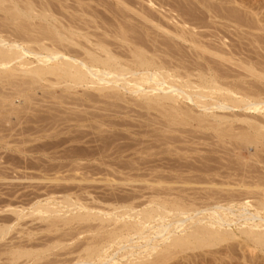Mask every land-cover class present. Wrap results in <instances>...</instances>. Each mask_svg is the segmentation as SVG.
I'll use <instances>...</instances> for the list:
<instances>
[{
	"label": "rangeland",
	"instance_id": "1",
	"mask_svg": "<svg viewBox=\"0 0 264 264\" xmlns=\"http://www.w3.org/2000/svg\"><path fill=\"white\" fill-rule=\"evenodd\" d=\"M5 1H4V4H2V7H0L1 8L0 9V27H3L2 29L0 28V30H1L0 36H3V35L5 36L8 34L7 35L8 37L7 36L4 37L6 39H9V37L14 39V38H17L20 34H21L20 36L23 35L21 28H15L14 24L12 23V19H13V21H15V20L21 21V25H22L21 27H24V28L30 27L33 25L36 27L38 25V23L44 24V25L47 24L46 26H51V25L53 26L54 25V26H57L58 28H61L62 30L65 29V30H63V32L65 31L66 35H69L72 32H74V33L77 32L76 34H74V33L71 34V37L74 38L73 43L79 42L83 46L86 45L85 47H88V48L94 49L95 47L93 46V44H95L96 41H98L100 38H102V40L108 41L107 43L109 44V47L112 49V51L115 50L117 52L116 54H118V55L122 54L124 57L122 55H120V56H122L121 58H123V59H127V57L129 56L128 51L130 50L131 46L133 48L135 46L140 45L144 48L146 47L148 50L150 49L149 50L150 52L151 51L153 52L152 49H156L158 55L161 58L170 61V63L172 61L173 63H171V64L173 66H175V64L178 65L177 66L178 68H175V70L173 69L175 72L173 70L172 71L174 73H178V71H179L178 74H180V75L182 72L181 76H184L183 75L184 72H185L184 74H190L192 72H193V74H195V73H198V71H200L201 68H203L204 66H213V67H217V69L221 72H224V71H225L224 73L227 72V74H229L231 76L233 74L234 75L237 74L233 77H235L236 79H238V77H239L240 80L242 78V80H241L242 82H240V84H241V87L244 86V87H242L244 89L249 88V91H250V89L254 90L253 91L254 93L257 92V90H259V91L264 90L263 89L264 88V79L262 78L263 77L262 71H264V64H263L264 63V60H263L264 59V0H228V1L223 0V2L221 0H208V1H210V3H212V4H210V5H213V6H211L212 8H214V6H215L216 9H218V10L212 9L215 13L220 14V12H218V11H221V13H222L221 15L225 14L226 17L229 16L227 18H229L233 21L228 20L226 18H222V19L221 18H218V19L217 18H215V19L210 18L209 14H211V13L204 10V8L201 6V3L199 2V0H191V1L190 0H183V1L182 0H5ZM148 1H150V3ZM25 2H26V4L30 5L29 6L30 8H32V10H31L32 12L30 11L29 14L26 13V15H27V16L25 15L26 17L25 16L20 17V15H19V16H16V18L18 17L16 19L15 17L12 18V16H10L8 13H5L6 9H4V8L12 7L13 5L14 6L16 5V7H18V9H21V11L19 10L20 13L25 12V9H23L24 6H26ZM199 3H200V5H198ZM196 4H197V6H196ZM159 7L163 10V12L160 11ZM170 8L172 9V11ZM186 9H194L195 18L193 19L191 17L190 19H191V21H194L196 24H194V25L189 24V25L190 26H196L197 31H203L205 33H210V32L213 33L214 32L213 34H216L215 35L216 37L215 36H212V37L209 36L208 37L212 46H217V47H220L221 49L223 47V50L227 52L226 55L232 56L234 59H232V57H229V60L226 61V60H223L220 58H215V57L213 58L212 57V59H213V61H212V59H210L208 54H204V55H206L205 56L206 59L204 58V60H203V58H200V57L196 58V55L193 52L194 50L189 43L183 42V41H180L177 39H175V41H174V37L171 36L170 33L163 32V31H161V29L159 27H157V25L159 26V24H160V25L167 27L168 29H171V30L174 29L175 27H174V24L172 21L173 20L176 21V20L180 19L181 18L180 15H184L183 12ZM198 9H200V10H198ZM168 10L170 13L168 12ZM231 10L234 12H231ZM185 17L189 18L187 16H185ZM170 18L173 20H171ZM211 20H215V22H213ZM234 20H236V21L234 22ZM40 21H42V22H40ZM36 22H38V23H36ZM241 23H243V24H241ZM248 23H250L251 25H249ZM1 24H2V26H1ZM81 24H83V25H81ZM198 25H209V26L208 27H205V26L200 27ZM245 25H246V27H245ZM82 26L85 28L83 29ZM88 26H91V27L89 28ZM80 28H82L83 30ZM216 28H218V30ZM5 29H7L8 31ZM15 29H17V30H15ZM72 29H74V30H72ZM200 29H203V30H200ZM213 30H215L216 32ZM80 31H81V33H80ZM92 32L93 33L96 32V33L93 34ZM253 32L255 33V35ZM257 33H258V35H257ZM82 34L89 37V39H88L89 42H87V40L84 39V37H82L83 36ZM121 34L123 35L122 37H121ZM14 35H16V37ZM92 35H94L95 37ZM118 35L120 37H118ZM217 35H219V36H217ZM90 37H91V39H90ZM164 37H165V39H164ZM81 38H83V40ZM122 38H127V39H122ZM12 39H10V40H12ZM79 39H80V41H79ZM220 39H221V41H220ZM75 40H77V41H75ZM94 40H95V42H94ZM131 40H133V42ZM45 42L50 44L49 41H45ZM129 42H130V44H129ZM126 43H127V45L128 44L129 45L127 46ZM135 43H137V44H135ZM87 45H89V46H87ZM29 46H34V44H31V45L29 44ZM57 48L61 51L64 50L66 52L65 53L63 51L65 54H67V52H69L68 56L66 55L67 57H69L70 53L71 54L73 53L72 55L75 56L76 51H78V52L81 51L80 53H82V49L78 46H74L73 44H66L64 46L59 45ZM189 48L191 49V51ZM159 50H160V52H158ZM115 51H113V52H115ZM228 52H229V54H228ZM71 54H70V56H71ZM232 54H234V55H232ZM207 57L209 60L207 59ZM226 57H228V56H226ZM29 58L31 61L34 60V58L32 56H28V59ZM128 58H130V57H128ZM206 60H208V61H206ZM210 60L212 62H209ZM237 60H239V61L236 64L239 66H236V64L234 62V61L237 62ZM246 60L248 62H251L250 64H252V65H249ZM218 61H220V62H218ZM231 61H233V62H231ZM243 61L244 62L246 61V62L243 63ZM15 64L17 65V63H15ZM253 64H254V67L257 68V70H256V68H254L255 70L253 69ZM214 65H216V66H214ZM179 67H180V69H179ZM181 67H182V69H181ZM190 67H191V70H190ZM198 67L200 70L197 69ZM235 67H237V68H235ZM239 67H242L244 70H242V68H239ZM231 69H232V71H231ZM236 69L237 70L241 69V70L237 71ZM14 70H16L17 72H14ZM14 70L9 71L10 73L7 74V75H10V77L7 76L6 74H5L6 75L5 76L3 73V75L5 77H7L8 79L7 78L4 79L3 75H2L3 77L1 78V79H3L2 80L3 82H1V79H0V84L2 85V86L0 85V93H1V95H0V218H5L4 220L0 219V221L2 220L0 222L1 228L3 227L0 231V237H2V238H0V247H1V249H0L1 250L0 251V255H1L0 256L1 257L0 258V264H7V263L8 264H16L18 261L19 262L17 264H19V263L20 264H26V263L27 264H32V263L33 264H36V263L37 264H43L44 262H47V264H65V263L76 264V261L80 260V255L84 254V251L82 249H83L84 245L86 244V243L83 244V241L88 242V243L90 241V238H89L90 232L88 230L92 226H88L86 224L90 225L92 222L91 223L86 222L82 225V223H80V222L76 223V220H74V222L72 220V224L70 221V225H69V222H68V224H66V223L64 224L63 222H62L63 224L62 223L60 224L61 221L57 217H54V216L48 217V215H46V214H41L43 216H40L39 213L37 214V212L33 211V210H34V208H36V205L38 206L40 203H44L45 201H48V202H58L59 201L60 202L64 198L68 199L70 196L71 198H69V199L71 202H73L75 204L74 207H76V203L78 204L79 202H81L79 204H82V205L86 204L88 207L91 206L89 204L93 203V206H91V208H93L94 210L97 208H100V207L102 209L104 207V210H107V209L111 208V206H109V204H114L115 201L117 202L118 200H120L118 194L120 195V198H121V196H124V198L122 197V199L126 198V200H124L126 203V202H128L126 196L130 195V193H131V196H129V197H133V195L139 196V194H140L141 198L139 196V198L137 197L138 199L135 200L136 201L135 204L140 208V206H142V205L138 204V201L140 199H142V201H140V202L144 203L148 200V197L151 196L155 190L161 191L160 188H162V190H163L162 192H164V191H167V189L169 190V188H171L170 191L174 192V193H171L169 191H167L168 194L164 193V195H168L167 198H169V199L176 198L177 200H179V199L183 200L182 197L186 196L183 201L186 202L187 204L191 203L193 209L202 208V207L204 208L206 206L207 207L215 206L216 203L221 201V200H219L221 198L214 196V195H218V194H213V193H214L216 186L219 185L218 180H220V181L222 180V181H226L227 183H225L226 185L224 187L216 188V193H217V191H219L218 193H220L222 195L224 193V196L227 198L229 196V193L231 195L234 193L235 196L238 195V193H239V195L242 194L241 196L238 195V197H240L242 201L239 199L238 200L240 202H244V201H248L249 199L252 198L251 200H253V199L254 200L253 201L249 200L248 202L250 205L252 204L254 206H257V204L260 200H263L260 202L264 203V199H262V198H264V196L261 197L260 196L261 193L259 195L261 197V199H260V197H258L259 200H258V198L257 199L253 198L255 195H250L251 197H248L249 194L253 193V192L255 194H257V193L259 194L260 189L261 190L263 189L262 191L261 190L260 191L264 195V193H263L264 188L261 187L262 182L258 183L259 181H262L261 180L262 178L260 180H259V178L262 177L264 174V172H263L264 171V138L262 135H260V134L264 133V128H262V126L264 127V121L262 120L264 118V111L253 110V112H252L251 110H247V111L244 110L243 111L240 109L241 112H239L237 109H234L232 112L238 111L237 113H239V114L242 113V114H240V116L238 114H235L236 117L233 116L231 111H228V113H230V114L229 115L225 114L228 116L226 119L227 121L223 120L222 121L223 123L221 122V124L219 126L220 128L217 126L215 128V127L208 126V124L205 126V124H206L205 122L203 123V122H200V120L196 121L195 119H189V118L183 116L182 114H176V115L174 114V118L172 117V115L167 116L166 112L168 113V112L172 111V113H173L174 110L166 111V112H164L163 108L160 109V111L153 110V108L151 106H150V108L148 105L144 104L145 105L144 106L143 105L144 101L141 102V100H140V102H139L134 97H133L134 98V101H133V100H131V99H133L132 96H130V98H129V94H123L121 91H120V94H121V96L123 95L124 98L119 96L120 95L119 94L118 96L122 99V100H120V98L117 97V94L119 93L118 92L117 94H115L116 97L114 99V97L111 98L114 95L113 94L114 91H112L111 89H108V90H111L109 92L107 89H106L107 92H106V90H103L101 92V94L98 90L97 91L99 93H97V91H94V89L88 88V87H86V89H85V87H81V86L76 87L75 86L72 89H66L65 84H61V83H64V81L57 79L54 75H53V77L51 74H50L51 75L50 77H49V75L48 76L43 75L42 80H44L45 77L46 78L49 77L47 81H45L46 79L44 81H42L41 79H38V80H40V82H38V80H37V82H34L35 80H33V79L34 78L37 79V77H33V78L30 77L29 78L27 76V74H24V72H21V71L18 72V69L16 67H14ZM244 72H246V74L247 73L248 74L245 75ZM252 72H254L255 74ZM6 73H8V71ZM193 74H191V75H193ZM240 74H243V76L240 77L241 76ZM256 74H258V75H256ZM260 74H261V77L259 76ZM263 74H264V72H263ZM195 75L191 77V78H193V80H195V78H196ZM244 75L246 76V78H244L245 77ZM54 77L57 80H59V82L58 81L57 82L60 85H58L57 82L54 81L55 80ZM189 78H190V76H189ZM243 78H244V80H243ZM247 78H249V79H247ZM26 79L29 81H27ZM31 79L33 80V83H35V84L32 83ZM9 80H10V82H9ZM190 80H192V79H190ZM25 81H26V83H25ZM51 81L53 82V85H52ZM179 81L177 83H179ZM228 81L231 82L233 80L228 79ZM12 83H14V84L12 85ZM256 83H257V85H256ZM252 85H254V86L252 87ZM29 86H31V87H29ZM20 88H21V91H20ZM245 90L248 91V89H245ZM7 91H8V93H7ZM3 92H4V94H3ZM104 92H106V93L104 94ZM253 92L251 93L252 97L250 100H252V101H254V100L258 101L261 99L264 100V92H259V93L257 92V93H255L256 95ZM103 94L105 97L101 96ZM106 94L108 96H106ZM249 94H250V92H249ZM109 95L111 97H109ZM94 96L96 98L98 97V99H96ZM256 96L258 98H255ZM95 100H97V102ZM135 100H136V103L133 106V104H134L133 102H135ZM110 102H112L113 104ZM115 103H117V104H115ZM106 104H108V105H106ZM186 104H187V106H186ZM188 104H190V103L186 101V103L185 102L182 103L181 106H184V107L186 106L188 108L191 107V105H188ZM106 106L108 107V109H106L107 108ZM117 106L119 107V109ZM146 106L148 107V109ZM101 107L103 109H101ZM114 107H116V108H114ZM142 107L143 108L146 107V108L143 109ZM194 109L196 110L197 108H194ZM112 110H114V111H112ZM195 110H193L192 114H195L196 111L198 112V109L196 111ZM85 111H86V113H85ZM100 111L102 113H100ZM120 111L122 112L121 114H120ZM90 112L91 113L93 112V114H92L93 118L91 117ZM248 112H250V113H248ZM261 112L263 114H261ZM225 113H227V111ZM96 114H98V115H96ZM100 114H103V115H100ZM168 115H170V113H168ZM247 115L248 116L250 115V116L244 117ZM252 115H254V116H252ZM251 116L253 118H251ZM153 117H155V118H153ZM169 117H171V118H169ZM234 117L237 119H235ZM242 117L248 119V121L242 120L243 119ZM255 117H258L259 120H260L259 117H261L262 121L260 120L261 121L260 122L258 119L256 121ZM160 118H162V119H160ZM176 118H179L177 120V122L174 121ZM238 118L241 120L238 121ZM230 119H232L231 123H230ZM117 120H119V121H117ZM179 120H181V121L183 120V121L181 122ZM211 120L212 119H210L211 124H213V122L215 123L214 120L212 122H211ZM245 121H247V124ZM158 122H162L163 125H162V123L157 124ZM170 122H172V123L174 122L175 125L170 123ZM178 122H179V124H178ZM199 122H200V124H199ZM224 122H228V123L225 124ZM250 122L253 123V125L255 124V126L257 124L258 125V126H256L257 128H254V126ZM143 123H145V124H143ZM201 123H203V124H201ZM261 123L263 125H261ZM150 124H152V125H150ZM249 124H251V125H249ZM99 125H101V126H99ZM167 125H168V128H167ZM228 125H230V126H228ZM250 126H253V127L251 128ZM210 128H212V129H210ZM228 128L230 130H228ZM259 128L260 129L262 128V130H260ZM251 130H252V132H251ZM221 131L223 133H221ZM226 132L228 134H226ZM243 132L247 133V135H249L251 138L250 140H253V142H245V141L239 139V135ZM224 133L226 135H224ZM220 134H221V136H220ZM169 135L172 137V139H170L171 137H169ZM207 135H208V137H207ZM222 135H224V136H222ZM259 135H260V137H258ZM164 136H168V137H164ZM165 138H166V140H165ZM176 138H178L177 139L178 141L176 140ZM137 139H138V142H137ZM173 139H175V140L173 141ZM101 142H103V143H101ZM142 144H144V145H142ZM181 145H183V146H181ZM197 148H198V151H197ZM236 148H238L239 150ZM82 155H83V157H82ZM87 155H88V157H87ZM137 158H139V159H137ZM78 162H80V165ZM82 163H84V164H82ZM109 163H110V165H109ZM129 163L133 164V166H131L133 168H131L129 166V165H131ZM62 164L64 165L63 168H62V166H63ZM42 165H44V166L42 167ZM183 165L185 167H183ZM50 166H51V168H50ZM125 166H129V167H125ZM192 166H194V167H192ZM112 167H114V168H112ZM253 167H254V170L251 169ZM46 168H48V169H46ZM248 168H250V169H248ZM256 168H257V170H256ZM247 169L249 170V172ZM87 170L89 172H91V171L92 172L89 174ZM97 170H99L100 173L97 172ZM103 171H104V173H103ZM108 171L110 173L111 172L112 173L108 174ZM79 172L80 173L84 172V174H80ZM95 172L98 174H96ZM105 172L109 175V177H108V175H105ZM143 172H144V175H143ZM85 173H86V175H85ZM229 173H230V176L228 178L227 175ZM158 174H159V176H163L164 179L165 178L166 179L169 178V179L166 180L167 181L166 182L163 179V177H157ZM169 174H170V177H166V175L169 176ZM221 174H223V176L226 174L227 177L224 176V178H222ZM256 174H258V175L261 174V175L258 178V175H256ZM83 175H85L86 177ZM89 175L90 176L92 175V176L89 178ZM155 175H156L155 179H157L158 181L161 182L162 187L155 185L157 183H155V184L152 183L155 181L154 180ZM174 175H175V178H173ZM183 175L185 177L189 176L188 178H190V176H191L192 180L195 182L194 186L191 183V182H193V181H191V178H190V182H189V180H186V178H184ZM193 175H195L196 177L197 176H200L201 178L203 177L205 179L206 183H207L206 177L209 179L212 178L210 181H214L213 179H215V181H218V184L216 185L215 183H217V182H215V181H214V183L208 181V183H213V184H211V186L208 183H207V185H204L205 182L202 180L203 178L201 179L200 177H198L199 179L202 180L203 183H201L200 180L198 178H195ZM249 175H252V176H249ZM255 175L257 176L256 179L258 178L257 179L258 182L255 181L256 179L254 180L252 178L253 176L255 178ZM171 176H173L172 177L173 179L171 178ZM242 176L246 177L245 178L246 180ZM80 177L84 180L83 183H85V188L83 186L84 184H81L82 179ZM176 177H177V181L180 180V182H179L180 184L181 183L183 184L185 182L183 184L184 185L183 187H182V184L180 185L176 181ZM179 177H180V179H178ZM182 177L185 180L181 179ZM248 177H250L249 179L251 180V182L253 179L255 182H257L259 184V186L261 185L260 186L261 188L260 187L259 188L251 187V186H255L256 183H254V182H253L254 184H251L250 182L248 183V181H250V180L247 181ZM78 178L81 179L80 182L77 181V180H79ZM94 178H97L98 180L96 179V183H94V186H93V182H95ZM104 178H106V179H104ZM56 179H57V181H56ZM107 179H108V181L110 180L109 181L110 183L107 181ZM125 179H126V181L130 180L133 182H131V183H129L130 181L129 182H126V181L123 182V180H125ZM132 179H136V180H132ZM152 179L154 181H152ZM235 179H237V181H235ZM241 179L243 181L245 180L246 182L245 181L241 182L242 181ZM103 180H106L105 182L106 183L108 182L109 185L106 183H103L104 182ZM112 180H113V182H111ZM119 180H121V182H119ZM196 180H199V183H200V184H198L199 186L196 185L198 183V182H196ZM89 181H90V183H89ZM101 181H103V182H101ZM172 181H176V184H179L182 188L179 185L178 186L180 188L176 184L173 185V183H175V182H172ZM182 181H184V182H182ZM239 181L241 182V184H238V183H240ZM118 182H119V184H118ZM155 182H157V181H155ZM162 182H164V183L166 182L165 184L169 183L168 185H166V187L167 186L168 187L166 188L165 185H162V184H164ZM186 182L187 183L189 182V183L187 184ZM228 182L233 183V184H231L232 186L229 184L230 185V187L228 186L229 189L227 188ZM66 183H68V184H66ZM78 183H79V186L81 185V187H83V188L78 187L79 188L78 189L77 188L78 185H76ZM91 183H92V185L90 186ZM120 183H122V184H120ZM170 183H172V184H170ZM190 183H191L193 189H192ZM243 183H244V185L247 183L249 184V185L247 184L248 186L245 185L246 190L253 188L254 191L251 190V192L248 193V195H246L247 192L243 191V189H244V185H242ZM95 184L98 188L95 186ZM99 184H101L102 186ZM236 184H238V186H236ZM258 184H256V185H258ZM60 185L61 186L64 185V186L61 187ZM65 185H67V186H65ZM69 185L71 187H68ZM169 185H171L172 187L176 186L177 188L176 187L172 188ZM239 185H241V186H239ZM86 186H89L90 188L86 187ZM141 186H144V187L142 188ZM148 186L151 188L150 190H148L149 189ZM187 186L188 187L190 186L191 188H188V190H187L186 189ZM221 186H222V184H221ZM233 186H235V190H232ZM263 186H264V184H263ZM209 187L212 189L213 192L210 190ZM239 187L241 188L243 193H242V191H240ZM57 188H59L60 190ZM154 188H156V189L153 191L152 189H154ZM164 188H166V189L164 190ZM175 188L178 190H176ZM183 188H185V189H183ZM222 188H227V189H225V190L223 189V191H222ZM255 188L258 189L257 193L255 192V190H256ZM69 189H71V190H69ZM203 189L205 191H207V189H208V191L206 193L209 192L210 194L208 193V195H207L206 193H204ZM55 190H56V192H55ZM76 190H78V191H76ZM80 190H82V191H80ZM209 190L212 192V194ZM238 190L240 192H238ZM143 191L146 192V194ZM147 191H153V192H151L152 194L149 192L150 193L149 194ZM52 192L53 193L55 192V193L53 194ZM64 192H66L68 194H66ZM78 192L79 193L82 192V193L79 194ZM141 192H143V193H141ZM231 192H233V193H231ZM248 192H249V190H248ZM176 193H178V195ZM193 193L197 199H195V197H193L194 196ZM87 194H89V195H87ZM90 194L93 196H96L95 200L93 199L94 197L91 196V197H93L92 199L94 201H92L90 199L91 198ZM111 194L115 198L118 197V199L116 200L115 198H113L111 196L110 198H112V199H110L108 202H106ZM115 194L117 196H115ZM51 195H52V197H51ZM181 195H182V197H181ZM222 195H221V197H222ZM81 196H84V197L86 196L85 197L86 199L84 197H82L84 199V201H83V199L82 200L79 199V198H81ZM97 196H100L101 198L100 197L97 198ZM105 196H106V198L108 197L107 200H106ZM218 196L220 197V195H218ZM224 196L222 197L223 201H221L219 203L229 202V200L232 197V196H229V200H228L227 198L223 199ZM235 196H233V197H235ZM243 196H245L246 198ZM47 197L49 199H47ZM54 197H56V198L54 199ZM88 197H90V198H88ZM238 197H236V198H238ZM255 197H257V196H255ZM186 198H188V199L191 198V199L186 200ZM199 198H200V200H199ZM242 198H244V199H242ZM247 198H248V200H247ZM52 199H54V200H52ZM88 199H90V200L88 201ZM99 199H101L100 201H102L103 204H100ZM201 199H202V201H201ZM212 199H215L216 201L214 200L215 201L214 202ZM43 200H44V202H43ZM97 200H98V202H97ZM113 200H115V201H113ZM37 201H38V203H37ZM39 201H40V203H39ZM122 201L123 200H120V201H118V203L123 204L124 201L123 202ZM197 202H199V204ZM200 202H203L205 204V206H203L204 205L203 203L200 204ZM208 202H209V204H208ZM235 202H234V204H235ZM236 203H238V201ZM32 204L33 205L35 204V205L33 206ZM94 204L95 205L100 204L103 206L99 205V207L96 208V206ZM106 204H108V205H106ZM197 204L200 207H198ZM107 206H109L110 208ZM9 207L13 208V209L17 208L18 211L15 210V212H14V210L13 209L10 210ZM71 208H73V207H71ZM28 209H29V211H28ZM21 210H22V212H21ZM23 211H25V212H23ZM18 212L25 214V216L28 218L23 217L22 219L21 218L17 219L16 213H18ZM28 212H29V214H27ZM73 212H75V211L73 210ZM189 213H191V212H189ZM262 214L264 215V211L261 213V215ZM3 215H4V217H3ZM6 215L8 217L11 216L10 218H12L14 216L13 217V218H15L14 221L11 223L6 222L8 220L9 221L13 220V218L12 219L8 218V220H6V218H7ZM30 215H33V217ZM29 216H30L31 220H30ZM37 216H39V217H37ZM44 216H46V217L44 218ZM52 217L54 218L53 221H52ZM19 219L21 220V222ZM28 219H29V221H28ZM48 219L50 222L52 221L51 224H50V222L47 221ZM17 220H19V221H17ZM22 220H24V221H22ZM54 220L57 222H55ZM24 222L26 224H24ZM43 222H44V225H43ZM97 223L98 222L96 221L95 223L93 222L92 224L95 226ZM4 224H5V226H4ZM20 224H21V226H20ZM36 224L38 225L37 229H36V226H37ZM39 224H42L44 227H45V225L46 226L48 225V228L47 227L44 228L42 225L39 226ZM52 224H54L53 227H51ZM31 225L33 228L31 227ZM84 225L87 226V228L84 227ZM73 226L75 228H73ZM80 226H82L83 228L82 227L80 228ZM49 227H50V229H49ZM61 227H63V228H61ZM64 228H65V230L70 228V229H68V231L73 229V230H71L70 236H68L67 230L64 231ZM24 229H25V231H22ZM61 229H63L62 231H64L65 233L59 232V231H61ZM77 230H79V232ZM80 230L81 231L83 230V231L81 232ZM76 232H78V233H76ZM22 233L24 235H22ZM54 233L55 234L56 233H58V234L63 233V234H60V235L57 234L59 237L57 236L58 238L56 239V235L54 236ZM41 234H43L44 236ZM33 235H34V237H33ZM45 235H47L48 237ZM61 235H63V237L65 235V239H67V238L68 239L65 240ZM79 235H81V236H79ZM39 237L41 239L40 241H39ZM42 237L46 238V239H50V237H54V239L52 238V240H49V241L47 240L49 242L48 243L46 241V239L42 240L43 239ZM61 238L64 239V240H61L62 243L61 242H60V244L55 243L56 242L55 240H57V242H59ZM87 238H89V239H87ZM84 239H87V240H84ZM19 240H22V241L19 242ZM81 240H82V242H81ZM234 240L237 241L236 245H235L236 241L233 242V240H228L225 242H221L220 243L221 245L218 244V245L213 246V247L203 248V251L206 254L202 253L203 252L202 249H197L198 250L197 254L199 255L201 253L203 256L202 255L196 256L195 254H196L197 250L192 251V253H194L193 254L194 256L192 255L193 257L192 256L190 257V255H188V254H192V253H190L191 252L190 250H188L189 252L185 251L188 254L185 252H178V253L174 254V257L171 256L170 258H168V260H166L162 264H195V263L196 264H213V263L214 264H264V251H263L264 247H260L259 245L257 246V245L251 244V243H249L250 245L248 246L245 243H242L240 239H238V240L234 239ZM31 241L33 242V244H34V242H36V243L38 242L37 244H39V243L40 244L38 246L35 243L34 246L35 245L36 246L32 247L33 245L32 246L30 245L32 243ZM51 241L57 245H55V247H54V244H52ZM3 242H4V244H2ZM28 242H31V243H28ZM42 242L44 244L41 246ZM46 242L50 245H48ZM226 242L228 244H226ZM230 242H233L234 246H232V245L230 246L229 245ZM22 243H23V245L26 243L27 244L24 245L25 247L23 245L18 246ZM224 243L226 244V246H224ZM15 244H17V245H15ZM63 244L65 247H63ZM76 244H78V245H76ZM227 245H228V247H227ZM26 246H29V247H26ZM72 246H73V248H72ZM74 246H78V248L77 247L74 248ZM240 246L242 247V249ZM245 246H248V248ZM39 247H41L42 250H41V248L39 249ZM215 247H217V248H215ZM232 247H234L233 250H232ZM12 248H14V249H12ZM24 248H25V251H27V250L30 251V249L33 248L31 250V252H35V253L32 257L29 256V258H31V259H28L27 257L25 258L23 256V257H20L18 259L16 258V259L12 260V256H11L12 252H18L20 249H21L20 251H22V250L24 251ZM245 248L248 250H246ZM251 248H253V249H251ZM210 249L216 250L217 253L216 252H214L215 254L211 253L213 250L210 252ZM250 249L252 251L250 253H252V254L249 253ZM11 250H13V251H11ZM36 250H38V251L36 252ZM9 251H10V253H8ZM66 251H68L67 254H65ZM199 251H201V252L199 253ZM243 251H245L246 253ZM63 252H64V254H62ZM69 252H70V254H69ZM37 253H38V255H37ZM56 253H58L60 256L58 254L56 255ZM6 254H9L10 256L8 255V257H6L7 256ZM182 254L183 255L186 254V255L183 256ZM55 255L57 256V258ZM76 256H78V257H76ZM68 257L70 258V260L68 259ZM51 258L53 260L54 259H56V260L53 262V260ZM59 258H61L60 261H59ZM183 258L185 260H183ZM57 259L59 262L56 263ZM8 260H10L11 263ZM21 260L23 263L20 262ZM198 260H199V262H197ZM40 261H41V263H40ZM48 261H51V262H48ZM68 262H70V263H68Z\"/></svg>",
	"mask_w": 264,
	"mask_h": 264
},
{
	"label": "bare ground",
	"instance_id": "2",
	"mask_svg": "<svg viewBox=\"0 0 264 264\" xmlns=\"http://www.w3.org/2000/svg\"><path fill=\"white\" fill-rule=\"evenodd\" d=\"M4 1L5 0H0V7H2V4H4ZM183 1V0H182ZM191 1V0H190ZM223 2V0H221ZM224 1H228V0H224ZM6 2V1H5ZM150 3V1H148ZM199 2L201 3V6L204 8V10H206L207 12H210L211 14H209L210 18L212 19H215V18H226L228 20H231L227 17L226 15H221V11H218L220 12V14L218 13H215L212 9L214 10H218L216 9V7L214 6V8H212L211 6L213 5H210L212 3H210V1L208 0H199ZM214 2V1H213ZM187 3V2H186ZM200 3L198 5H200ZM153 4V3H152ZM25 5L27 6H24L23 9H25V12H22L20 13L19 10L21 11V9H18V7H16V5L12 6V7H8V8H4L6 9V12L5 13H8L10 16L15 17L16 16H19L20 17L22 16H25L26 13L29 14V12L32 10V8H30L29 4H26L25 2ZM167 5V4H166ZM188 5V4H187ZM231 5V4H230ZM197 6V4H196ZM26 7V8H25ZM194 7V6H193ZM237 7V6H236ZM235 7V8H236ZM241 7V6H240ZM239 7V8H240ZM160 8V7H159ZM187 8V7H186ZM1 9V8H0ZM3 9V8H2ZM169 9V8H168ZM171 9V8H170ZM182 9V8H181ZM185 9V8H184ZM238 9V8H237ZM245 9V8H244ZM200 10V9H198ZM220 10V9H219ZM242 10V9H241ZM160 11L163 12V10L160 8ZM167 11V10H166ZM172 11V9H171ZM32 12V11H31ZM169 12V10H168ZM196 12V11H195ZM231 12H234L231 10ZM248 12V11H247ZM43 13V12H42ZM170 13V12H169ZM184 15H180L181 18L174 21L173 20V24H174V29H168L167 27L163 26V25H160L159 23V26L157 25V27H159L161 29V31L163 32H167V33H170L171 36L174 37V41L175 39L177 40H180V41H183V42H187L191 45V47L193 48V52L194 54L196 55V58L197 57H200V58H204L206 59V55L204 54H208V56L210 57V59H212V57L214 58H220V59H223V60H226L228 61L229 60V57H232V56H229V55H226V51L223 50V47L222 49L220 47H217V46H212V44L210 43V40L208 39L209 36H215L216 34H213L212 32L210 33H205L203 31H197L196 30V26H190L189 24H196L194 21H191V17L194 19L195 18V15H194V9H186L184 12ZM180 14V13H179ZM233 14V13H232ZM238 14V13H237ZM236 14V15H237ZM36 15V14H35ZM45 15V14H44ZM229 15V14H228ZM27 16V15H26ZM25 16V17H26ZM185 16L189 17V18H186ZM233 16V15H232ZM231 16V17H232ZM44 17V16H43ZM177 17V16H176ZM175 17V18H176ZM18 18V17H17ZM16 18V19H17ZM48 18V17H47ZM249 18V17H248ZM9 19V18H8ZM11 20V19H10ZM237 20V19H236ZM234 20V22L236 21ZM241 20V19H240ZM247 20V19H246ZM213 22H215V20H211ZM233 21V20H231ZM7 22V21H6ZM5 22V23H6ZM10 22V21H9ZM42 22V21H40ZM50 22V21H49ZM160 22V21H159ZM168 22V21H167ZM220 22V21H219ZM4 23V22H3ZM12 23L14 24L15 28H21L22 30V36H18L17 38H10L9 39H6L4 37H6L7 35H3V36H0V79L6 74H9L11 70H14V67H16L18 69V72L21 71V72H24V74H27V76L30 78H33V77H37L34 78L33 80H35L34 82H37L38 79H41L42 80V76L45 75V76H48L49 77L53 75L59 79V80H63L64 83H61V84H65V88L66 89H72L74 88L75 86L76 87H88V88H92L94 89V91H99L100 94L103 90H108V89H111L113 92V96L111 97L109 95V97L115 99L116 95L117 94V97L121 96L120 94V91L123 93V94H129V98L130 96H132V98L134 97L137 101L141 102L144 101L143 105H148L149 108L150 106L153 108V110H156V111H160V109H164V112L166 111H171V110H174L173 113L172 111L171 112H168L170 113V115H168V113L166 112V115L167 116H171L174 118V114H182L183 116L189 118V119H195L196 121L197 120H200V122H205V126L208 124V126L210 127H219L221 122L223 120H226L227 119V115L225 114H230L228 113V111H233L234 109H237L239 112L240 109L241 110H251L253 112V110H256V111H264V100H258V101H252L250 100L251 99V93L254 91V90H251L249 91V88H245V89H248V91H246L244 88V86L241 87V84L240 82H242V78L240 80V78L238 77V79H236L235 75L237 74H233L232 76L224 73V72H221L217 69V67H213V66H204L203 68H201V70L199 69V67L197 69H199L200 71H198V73H195L193 74L190 73V74H184V76H181L182 75V72H181V75L178 74V73H174L175 71V68H178L175 63V66H173L171 63H173L171 61H168V60H165L163 58H161L158 53H157V50L156 49H152L153 52L149 51L146 47H142V46H135L132 48H130V50L128 51V54L130 58L127 57V59H123L121 58L122 56L116 54L117 52L115 50V52L112 51V49L109 47V44L107 43L108 41L106 40H102V38H100L98 41L95 42V44H93V46L95 47L94 49L92 48H88V47H85L83 46L81 43L79 42H76V43H73V39L71 37V34H73L74 32L70 33L69 35H66L65 34V31L63 32V30L65 29H61V28H58L57 26H46L44 24H39L38 22V25L35 27L34 25L33 26H30V27H21V21H13L12 19ZM44 23V22H43ZM51 23V22H50ZM56 23V22H55ZM210 23V22H209ZM240 23V22H239ZM9 24V23H8ZM87 24V23H86ZM156 24V23H155ZM208 24V23H207ZM215 24V23H214ZM243 24V23H241ZM249 25H251L250 23H248ZM64 25V24H63ZM83 25V24H81ZM212 25V24H211ZM224 25V24H223ZM2 26V24H1ZM13 26V25H12ZM66 26V25H65ZM85 26V25H84ZM87 26V25H86ZM200 27H208L209 25H198ZM217 26V25H216ZM237 26V25H236ZM241 26V25H240ZM248 26V25H247ZM73 27V26H72ZM81 27V26H80ZM89 28L91 26H88ZM246 27V25H245ZM1 29L3 27H0ZM7 28V27H6ZM82 28L84 29L85 27L82 26ZM80 28V29H82ZM214 28V27H213ZM75 29V28H74ZM72 29V30H74ZM82 29V30H83ZM198 29V28H197ZM218 30V28H216ZM7 30V29H5ZM11 30V29H10ZM17 30V29H15ZM81 30V31H82ZM199 30V29H198ZM200 30H203V29H200ZM254 30V29H253ZM1 31V30H0ZM8 31V30H7ZM14 31V30H13ZM12 31V32H13ZM80 31V33H81ZM93 31V30H92ZM208 31V30H207ZM211 31V30H210ZM215 31V30H213ZM229 31V30H228ZM247 31V30H246ZM15 32V31H14ZM17 32V31H16ZM79 32V31H78ZM216 32V31H215ZM77 33V32H76ZM74 33V34H76ZM88 33V32H87ZM90 33V32H89ZM93 33V32H92ZM96 33V32H94ZM93 33V34H94ZM254 33V32H253ZM10 34V33H9ZM219 34V33H218ZM17 35V34H16ZM16 35H14L16 37ZM83 35V34H82ZM101 35V34H100ZM161 35V34H160ZM167 35V34H166ZM250 35V34H249ZM255 35V33H254ZM258 35V33H257ZM94 36V35H92ZM123 35L121 34V37ZM168 36V35H167ZM219 36V35H217ZM8 37V36H7ZM12 37V36H11ZM82 37H84V39L88 41L89 37L86 36V35H83ZM95 37V36H94ZM103 37V36H102ZM105 37V36H104ZM118 37H120L118 35ZM125 37V36H124ZM216 37V36H215ZM12 39V40H10ZM83 40V38H81ZM91 39V37H90ZM104 39V38H103ZM122 39H127V38H122ZM165 39V37H164ZM120 40V39H119ZM176 40V41H177ZM242 40V39H241ZM258 40V39H257ZM45 41H49L50 44L46 43ZM77 41V40H75ZM80 41V39H79ZM128 41V40H127ZM133 42V40H131ZM221 41V39H220ZM219 41V42H220ZM251 41V40H250ZM86 42V43H87ZM126 42V41H125ZM84 43V42H83ZM85 43V44H86ZM173 43V42H172ZM177 43V42H176ZM223 43V42H222ZM261 43V42H260ZM26 44V45H25ZM29 44H34V46H29ZM66 44H73L74 46H78L82 49V53H80L81 51H76V54L75 56L72 55L71 53V56L69 54V57L68 56V53L65 54L63 51L59 50L57 47L59 45H66ZM88 44V43H87ZM130 44V42H129ZM128 44V45H129ZM137 44V43H135ZM178 44V43H177ZM127 45V43H126ZM127 45V46H128ZM219 45V44H218ZM68 46V45H67ZM89 46V45H87ZM134 46V45H133ZM147 46V45H146ZM170 46V45H169ZM183 46V45H182ZM225 46V45H224ZM92 47V46H91ZM163 47V46H162ZM167 47V46H166ZM172 47V46H171ZM64 48V47H63ZM175 48V47H174ZM225 48V47H224ZM80 49V50H81ZM190 49V48H189ZM226 49V48H225ZM79 50V49H78ZM172 50V49H171ZM228 50V49H227ZM69 51V50H68ZM186 51V50H185ZM191 51V49H190ZM160 52V50L158 51ZM229 54V52H228ZM231 54V53H230ZM67 55V56H66ZM234 55V54H232ZM28 56H32L34 58V60H30V58L28 59ZM162 56V55H161ZM164 56V55H163ZM228 56V57H226ZM242 56V55H241ZM124 57V56H123ZM166 58V57H165ZM199 59V58H198ZM208 59V57H207ZM232 59H234L232 57ZM209 60V59H208ZM206 60V61H208ZM260 60V59H259ZM264 60V59H263ZM262 60V61H263ZM213 61V59H212ZM211 60L209 62H212ZM239 60L234 61L235 64L238 63ZM247 61V60H246ZM245 61V62H246ZM252 61V60H251ZM255 61V60H254ZM220 62V61H218ZM233 62V61H231ZM242 62V61H241ZM243 61V63H245ZM17 63V65L15 64ZM202 63V62H201ZM247 63L249 65H252L250 64L251 62H248ZM246 63V64H247ZM255 63V62H254ZM259 63V62H258ZM172 66H171V65ZM221 64V63H220ZM228 64V63H227ZM264 64V63H263ZM15 65V66H14ZM205 65V64H204ZM256 65V64H255ZM258 65V64H257ZM14 66V67H13ZM216 66V65H214ZM224 66V65H223ZM229 66V65H228ZM236 66H239L236 64ZM242 66V65H241ZM248 66V65H247ZM263 66V65H262ZM197 67V66H196ZM231 67V66H230ZM243 67V66H242ZM242 67H239V68H242ZM251 67V66H250ZM188 68V67H187ZM237 68V67H235ZM234 68V69H235ZM256 68L254 67V64H253V69ZM263 68V67H262ZM174 69V70H173ZM180 69V67H179ZM182 69V67H181ZM195 69V68H194ZM193 69V70H194ZM248 69V68H247ZM174 72H173V71ZM177 70V69H176ZM190 70H191V67H190ZM189 70V71H190ZM230 70V69H229ZM237 70V69H236ZM238 70H241V69H238ZM237 70V71H238ZM242 70H244L242 68ZM255 70V69H254ZM257 70V68H256ZM263 70V69H262ZM261 70V71H262ZM8 71V73H6ZM186 71V70H185ZM188 71V72H189ZM232 71V69H231ZM248 71V70H247ZM246 71V72H247ZM13 72V71H12ZM14 72H17L16 70H14ZM177 72V71H176ZM191 72V71H190ZM197 72V71H196ZM245 73V75H247ZM255 72V71H254ZM252 72V73H254ZM264 71H262V75H263V79H264V74H263ZM4 73V75H3ZM49 73V74H48ZM187 73V72H186ZM250 73V72H249ZM256 73V72H255ZM254 73V74H255ZM13 74V73H12ZM19 74V73H18ZM23 74V73H22ZM21 74V75H22ZM47 74V75H46ZM51 74V75H50ZM193 74V75H191ZM3 75V76H2ZM5 75V76H6ZM195 75V80H193V78H191L192 76ZM242 77L243 74H240ZM244 75V76H245ZM250 75V74H249ZM258 75V74H256ZM3 77L4 79H6L7 77ZM10 77V75H7ZM44 76V77H45ZM190 76V78H189ZM252 76V75H251ZM261 77V74L259 75ZM43 77V78H44ZM48 77V78H49ZM54 77V78H55ZM259 77V78H260ZM48 78L45 77V81L48 80ZM55 78V82H59V80H57ZM246 78V76L244 77ZM243 78V80H244ZM256 78V77H255ZM258 78V79H259ZM8 79V78H7ZM192 79V80H190ZM228 79H231L233 81L229 82ZM249 79V78H247ZM257 79V80H258ZM3 79H1V82ZM18 80V79H17ZM27 80V79H26ZM33 80L31 79L32 83H33ZM42 80V81H44ZM53 80V79H52ZM180 80V81H179ZM29 81V80H27ZM30 81V82H31ZM179 81V83H177ZM256 81V80H255ZM10 82V80H9ZM38 82H40V80H38ZM52 82V81H51ZM50 82V83H51ZM57 82L58 85H60L59 83ZM239 82V83H238ZM246 82V81H245ZM252 82V81H251ZM260 82V81H259ZM8 83V82H7ZM18 83V82H17ZM26 83V81H25ZM49 83V84H50ZM244 83V82H243ZM14 83H12L13 85ZM23 84V83H22ZM35 84V83H33ZM56 84V83H55ZM54 84V85H55ZM261 84V83H260ZM1 85V84H0ZM11 85V84H10ZM52 85H53V82H52ZM243 85V84H242ZM248 85V84H247ZM257 85V83H256ZM2 86V85H1ZM20 86V85H19ZM25 86V85H24ZM28 86V85H27ZM32 86V85H31ZM29 86V87H31ZM38 86V85H37ZM254 85H252L253 87ZM33 87V86H32ZM40 87V86H39ZM42 87V86H41ZM54 87V86H53ZM246 87V86H245ZM256 87V86H255ZM258 87V86H257ZM24 88V87H23ZM43 88V87H42ZM63 88V87H62ZM251 88V87H250ZM261 88V87H260ZM8 89V88H7ZM91 89V90H92ZM254 89V88H253ZM264 89V88H263ZM11 90V89H10ZM25 90V89H24ZM90 90V91H91ZM106 90V92H107ZM111 90H108L111 91ZM20 91H21V88H20ZM23 91V90H22ZM89 91V90H88ZM97 91V93H99ZM5 92V91H4ZM3 92V94H4ZM12 92V91H11ZM104 92V94L106 93ZM257 92H264V90H257ZM255 92V93H257ZM8 93V91H7ZM111 93V92H110ZM254 93V92H253ZM254 93V94H255ZM16 94V93H15ZM101 95V96H104ZM120 94V95H119ZM1 95V93H0ZM10 95V94H9ZM8 95V96H9ZM99 95V94H98ZM119 95V96H118ZM256 95V94H255ZM258 95V94H257ZM5 96V95H4ZM106 96H108L106 94ZM259 96V95H258ZM95 97V96H94ZM105 97V96H104ZM122 98L123 95L121 96ZM96 98V97H95ZM94 98V99H95ZM120 98V97H119ZM118 98V99H119ZM134 98L131 99L134 101ZM255 98H258L257 96ZM7 99V98H6ZM26 99V98H25ZM98 99V97L96 98ZM100 99V98H99ZM112 100V99H111ZM120 100H122L120 98ZM124 100V99H123ZM130 100V101H131ZM136 100L135 102H133V106L135 105L136 103ZM97 102V100H95ZM101 101V100H100ZM106 101V100H105ZM115 101V100H114ZM113 101V102H114ZM189 102L190 104L188 105H191V107H184V106H181L182 103H186ZM14 102V101H13ZM17 102V101H16ZM99 102V101H98ZM102 102V101H101ZM107 102V101H106ZM108 103V102H107ZM112 103V102H110ZM181 103V104H180ZM9 104V103H8ZM100 104V103H99ZM113 104V103H112ZM117 104V103H115ZM114 104V105H115ZM120 104V103H119ZM131 104V103H130ZM180 104V105H179ZM108 105V104H106ZM128 105V104H127ZM126 105V106H127ZM144 105V106H145ZM87 106V105H86ZM100 106V105H99ZM103 106V105H102ZM124 106V105H123ZM141 106V105H140ZM107 107V106H106ZM118 107V106H117ZM131 107V106H130ZM147 107V106H146ZM146 107H142L143 109H145ZM184 107V108H183ZM97 108V107H96ZM113 108V107H112ZM116 108V107H114ZM141 108V107H140ZM194 108H197L198 109V112L194 109ZM101 109H103L101 107ZM108 109V107L106 108ZM119 109V107H118ZM148 109V107H147ZM146 109V110H147ZM166 109V110H165ZM110 110V109H109ZM124 110V109H123ZM122 110V111H123ZM127 110V109H126ZM193 110L196 111L195 114H192ZM108 111V110H107ZM114 111V110H112ZM117 111V110H116ZM194 111V112H195ZM227 111V113H225ZM237 111V112H238ZM81 112V111H80ZM94 112V111H93ZM93 112L91 113V117H92V114ZM110 112V111H109ZM118 112V111H117ZM237 112H232L233 116H235V114H238L240 116V114L242 113H237ZM86 113V111H85ZM89 113V114H90ZM100 113H102L100 111ZM122 112L120 111V114ZM132 113V112H131ZM157 113V112H156ZM162 113V112H161ZM246 113V112H245ZM244 113V114H245ZM250 113V112H248ZM255 113V112H254ZM257 113V112H256ZM259 113V112H258ZM109 114V113H108ZM107 114V115H108ZM113 114V113H112ZM118 114V113H117ZM133 114V113H132ZM137 114V113H136ZM243 114V115H244ZM253 114V113H252ZM261 114H263L261 112ZM98 115V114H96ZM100 115H103V114H100ZM116 115V114H115ZM149 115V114H148ZM165 115V114H164ZM258 115V114H257ZM260 115V114H259ZM89 116V115H88ZM87 116V117H88ZM129 116V115H128ZM134 116V115H133ZM178 116V115H177ZM232 116V115H231ZM250 116V115H249ZM248 115L247 116H244V117H249ZM254 116V115H252ZM251 116V118H253ZM156 117V116H155ZM153 117V118H155ZM160 117V116H159ZM164 117V116H163ZM236 117V116H235ZM234 117V118H235ZM93 118V117H92ZM158 118V117H157ZM171 118V117H169ZM243 118V117H242ZM256 118V121L258 119V117H255ZM254 118V119H255ZM260 120H261V117H259ZM132 119V118H131ZM135 119V118H134ZM141 119V118H140ZM152 119V118H151ZM150 119V120H151ZM162 119V118H160ZM159 119V120H160ZM179 118H176L174 121L177 122ZM210 119L211 122L214 120L215 123L213 122V124L210 123ZM237 119V118H235ZM102 120V119H101ZM104 120V119H103ZM109 120V119H108ZM144 120V119H143ZM148 120V119H147ZM146 120V121H147ZM165 120V119H164ZM231 120L230 119V123H231ZM241 120L238 118V121ZM242 120H247L246 118H243ZM259 120V119H258ZM259 120V121H260ZM264 121V118L262 119ZM261 120V121H262ZM97 121V120H96ZM107 121V120H106ZM111 121V120H110ZM119 121V120H117ZM145 121V122H146ZM173 121V120H172ZM181 121V120H179ZM183 121V120H182ZM181 121V122H182ZM187 121V120H186ZM185 121V122H186ZM227 121V120H226ZM247 121L246 124H247ZM250 121V120H249ZM260 121V122H261ZM109 122V121H108ZM121 122V121H120ZM168 122V121H167ZM199 122V124H200ZM209 122V123H208ZM91 123V122H90ZM102 123V122H101ZM105 123V122H104ZM141 123V122H140ZM159 123H162V122H158L157 124ZM172 123V122H170ZM198 123V122H197ZM201 123V124H203ZM223 123V122H222ZM225 124L228 123V122H224ZM229 123V124H230ZM251 123V122H250ZM145 124V123H143ZM172 124L175 125V123L173 122ZM179 124V122H178ZM177 124V125H178ZM253 125V123H251ZM249 124V125H251ZM259 124V123H258ZM94 125V124H93ZM152 125V124H150ZM163 125V123H162ZM165 125V124H164ZM169 125V124H168ZM168 125H167V128H168ZM176 125V126H177ZM261 125H263L261 123ZM101 126V125H99ZM106 126V125H105ZM171 126V125H170ZM184 126V125H183ZM207 126V127H208ZM230 126V125H228ZM254 128H257L256 126H258L256 124L253 125ZM253 126H250L251 128ZM98 127V126H97ZM232 127V126H231ZM260 127V126H259ZM174 128V127H173ZM183 128V127H182ZM220 128V127H219ZM262 128H264L262 126ZM262 128L260 130H262ZM212 129V128H210ZM222 129V128H221ZM258 129V130H259ZM218 130V129H217ZM228 130H230L228 128ZM171 131V130H170ZM173 131V130H172ZM223 131V130H222ZM221 131V133H223ZM237 131V130H236ZM169 132V131H168ZM219 132V131H218ZM252 132V130H251ZM262 132V131H261ZM192 134V133H191ZM197 134V133H196ZM226 134H228L226 132ZM224 133V135H226ZM231 134V133H230ZM173 135V134H172ZM203 135V134H202ZM206 135V134H205ZM217 135V134H216ZM222 135V136H224ZM232 135V134H231ZM263 136L264 138V133L260 134ZM260 135L258 137H260ZM156 136V135H155ZM161 136V135H160ZM221 136V134H220ZM233 136V135H232ZM261 136V137H262ZM164 137H168V136H164ZM169 137H171L169 135ZM176 137V136H175ZM208 137V135H207ZM195 138V137H194ZM233 138V137H232ZM164 139V138H163ZM172 139V137L170 138ZM178 138H176L177 140ZM205 139V138H204ZM212 139V138H211ZM219 139V138H218ZM237 139V138H236ZM239 139L245 141V142H253V140H250V136L247 135V133H241L239 135ZM99 140V139H98ZM135 140V139H134ZM153 140V139H152ZM166 140V138H165ZM175 139H173L174 141ZM180 140V139H179ZM182 140V139H181ZM220 140V139H219ZM232 140V139H231ZM262 140V139H261ZM156 141V140H155ZM170 141V140H169ZM178 141V140H177ZM188 141V140H187ZM216 141V140H215ZM221 141V140H220ZM225 141V140H224ZM64 142V141H63ZM137 142H138V139H137ZM158 142V141H157ZM163 142V141H162ZM168 142V141H167ZM171 142V141H170ZM169 142V143H170ZM176 142V141H175ZM103 143V142H101ZM153 143V142H152ZM164 143V142H163ZM197 143V142H196ZM223 143V142H222ZM237 143V142H236ZM135 144V143H134ZM162 144V143H161ZM194 144V143H193ZM218 144V143H217ZM226 144V143H225ZM144 145V144H142ZM186 145V144H185ZM184 145V146H185ZM262 145V144H261ZM44 146V145H43ZM42 146V147H43ZM46 146V145H45ZM102 146V145H101ZM177 146V145H176ZM183 146V145H181ZM89 147V146H88ZM92 147V146H91ZM149 147V146H148ZM166 147V146H165ZM102 148V147H101ZM187 148V147H186ZM189 148V147H188ZM100 149V148H99ZM98 149V150H99ZM167 149V148H166ZM238 149V148H236ZM81 150V149H80ZM101 150V149H100ZM99 150V151H100ZM162 150V149H161ZM169 150V149H168ZM173 150V149H172ZM175 150V149H174ZM187 150V149H186ZM192 150V149H191ZM194 150V149H193ZM196 150V149H195ZM239 150V149H238ZM77 151V150H76ZM85 151V150H84ZM88 151V150H87ZM93 151V150H92ZM104 151V150H103ZM197 151H198V148H197ZM81 152V151H80ZM86 152V151H85ZM169 152V151H168ZM90 153V152H89ZM95 153V152H94ZM101 153V152H100ZM91 154V153H90ZM93 154V153H92ZM96 154V153H95ZM94 155V154H93ZM129 155V154H128ZM201 155V154H200ZM237 155V154H236ZM79 157V156H78ZM83 157V155H82ZM88 157V155H87ZM160 157V156H159ZM192 157V156H191ZM141 158V157H140ZM139 159V158H137ZM136 159V160H137ZM156 159V158H155ZM98 160V159H97ZM103 161V160H102ZM135 161V160H134ZM109 162V161H108ZM115 162V161H114ZM117 162V161H116ZM127 162V161H126ZM129 162V161H128ZM79 165H80V162H78ZM132 163V162H131ZM129 163V164H131ZM137 163V162H136ZM84 164V163H82ZM112 164V163H111ZM119 164V163H118ZM123 164V163H122ZM139 164V163H138ZM51 165V164H50ZM58 165V164H57ZM63 165V164H62ZM77 165V164H76ZM92 165V164H91ZM110 165V163H109ZM113 165V164H112ZM121 165V164H120ZM126 165V164H125ZM185 165V164H184ZM183 165V167H185ZM44 165H42L43 167ZM48 166V165H47ZM61 166V165H60ZM66 166V165H65ZM84 166V165H83ZM95 166V165H94ZM130 167L133 166V164L129 165ZM129 166H125V167H129ZM190 166V165H189ZM64 167V165L62 166V168ZM122 167V166H121ZM124 167V166H123ZM138 167V166H137ZM136 167V168H137ZM145 167V166H144ZM194 167V166H192ZM256 167V166H255ZM45 168V167H44ZM51 168V166H50ZM77 168V167H76ZM80 168V167H79ZM85 168V167H84ZM90 168V167H89ZM114 168V167H112ZM111 168V169H112ZM133 168V167H131ZM135 168V167H134ZM139 168V167H138ZM181 168V167H180ZM48 169V168H46ZM81 169V168H80ZM95 169V168H94ZM93 169V170H94ZM98 169V168H97ZM185 169V168H184ZM192 169V168H191ZM250 169V168H248ZM247 169V170H248ZM252 170H254V167L251 168ZM85 170V169H84ZM130 170V169H129ZM257 170V168H256ZM260 170V169H259ZM258 170V171H259ZM88 171V170H87ZM158 171V170H157ZM92 172V171H91ZM91 172L88 171V173L90 174ZM97 172H99V170H97ZM156 172V171H155ZM230 172V171H229ZM247 172V171H246ZM249 172V170H248ZM254 172V171H253ZM262 172V171H261ZM264 172V171H263ZM262 172V173H263ZM80 173V172H79ZM87 173V172H86ZM85 173V175H86ZM96 173V172H95ZM100 173V172H99ZM104 173V171H103ZM102 173V174H103ZM112 173V172H111ZM109 171H108V174H111ZM159 173V172H158ZM236 173V172H235ZM256 173V172H255ZM80 174H84L83 173H80ZM94 174V173H93ZM98 174V173H96ZM101 174V175H102ZM106 172H105V175H108ZM160 174V173H159ZM158 176L157 177H163V176ZM175 174V173H174ZM83 175V176H85ZM104 175V176H105ZM141 175V174H140ZM139 175V176H140ZM143 175H144V172H143ZM152 175V174H151ZM161 175V174H160ZM165 175V174H164ZM173 175V174H172ZM200 175V174H199ZM210 175V174H209ZM222 175V178H224V176H226V174L223 176ZM247 175V174H246ZM254 175V174H253ZM258 175V174H256ZM255 175V178L254 176L252 177L254 180L256 179V176ZM261 175V174H260ZM260 175H258V178L260 177ZM82 176V177H83ZM92 176V175H91ZM89 175V178L91 177ZM95 176V175H94ZM147 176V175H146ZM182 176V175H181ZM184 176V175H183ZM195 178H198L200 176H195L193 175ZM219 176V175H218ZM228 178L230 176V173L227 175ZM226 176V177H227ZM248 176V175H247ZM249 176H252V175H249ZM86 177V176H85ZM84 177V178H85ZM109 177V175H108ZM145 177V176H144ZM156 175L154 176V180L157 181L155 182L153 179L152 183H157L155 185H158V186H161V182L158 181L157 179H155ZM166 177H170V174L169 176L166 175ZM173 176H171L172 178ZM189 177V176H188ZM187 176L184 178H186V180H189L190 182V178H188ZM193 177V178H194ZM213 177V176H212ZM221 177V176H220ZM244 177V176H242ZM264 174L262 177L259 178V180L261 179L262 181H259L258 182V178L255 180L257 181L258 183H261V187L264 188L263 184H264ZM77 178V177H76ZM81 178V177H80ZM111 178V177H110ZM175 178V175L174 177ZM172 178V179H173ZM183 177L181 179L185 180ZM188 178V179H187ZM201 178V177H200ZM203 178V177H202ZM201 178V179H202ZM215 178V177H214ZM241 178V177H240ZM246 177H244L245 179ZM250 177H248L247 181L250 180L249 179ZM53 179V178H52ZM79 179V178H78ZM82 179V178H81ZM77 180L80 182V180ZM96 179L97 178H94L95 182H93V186H94V183H96ZM106 179V178H104ZM112 179V178H111ZM151 179V178H150ZM160 179V178H159ZM164 179V177H163ZM169 178H165L164 180H168ZM180 179V177L178 178ZM199 179V178H198ZM200 180L201 183L202 180L205 182V179L203 178L202 180ZM207 183L208 181H210L211 179L207 178ZM243 179V178H242ZM241 179V180H242ZM252 179V182L251 180L248 181V183L250 182L251 184H258L257 182H255L254 180ZM93 180V181H94ZM98 180V179H97ZM101 180V179H100ZM128 180V179H127ZM132 180H136V179H132ZM148 180V179H147ZM162 180V179H161ZM195 180V179H194ZM199 180H196V182H198L196 185L200 184L199 183ZM215 181V179H213ZM240 180V181H241ZM246 180V179H245ZM244 180V181H245ZM57 181V179H56ZM82 183L81 184H84V188H85V183H83V179L81 180ZM104 181V182H103ZM101 182L103 183H106L105 181L106 180H103ZM108 181V179H107ZM110 181V180H109ZM108 181V182H109ZM125 180H123V182H125ZM130 180L126 181V182H129ZM139 181V180H138ZM143 181V180H142ZM176 181H177V177H176ZM176 181H172V182H175L173 183V185L176 184ZM191 181L192 178H191ZM214 181H210V182H213ZM218 181H219V185L218 184ZM215 181L217 183H215L217 186L216 188H219V187H224L227 183L226 181ZM235 181H237V179H235ZM239 181V182H240ZM243 180L241 182H244ZM88 182V181H87ZM99 182V181H98ZM108 182L106 184H108ZM113 182V180L111 181ZM119 182H121V180H119ZM118 182V184H119ZM133 181H130L129 183H131ZM135 182V181H134ZM167 182V181H166ZM165 182V183H166ZM178 183L180 182L177 181ZM184 182V181H182ZM188 182V183H189ZM221 182V183H220ZM231 182V181H230ZM238 183V184H241ZM246 182V181H245ZM254 182V183H253ZM90 183V181H89ZM110 183V182H109ZM149 183V182H148ZM164 183V182H162ZM162 184V185H168V184ZM185 183V182H184ZM183 183V184H184ZM187 183V182H186ZM187 183V184H188ZM194 186V181L191 182ZM190 183V185H191ZM207 183L205 182L204 185H207ZM213 183H208L210 186L211 184ZM247 183V184H248ZM65 184V183H64ZM68 184V183H66ZM102 184V183H101ZM99 184V185H101ZM112 184V183H111ZM110 184V185H111ZM122 184V183H120ZM150 184V183H149ZM172 184V183H170ZM180 184V183H179ZM179 184H176L177 186ZM182 184V183H181ZM180 184V185H181ZM182 184V187L184 186ZM186 184V185H187ZM222 184V186H221ZM233 184V183H229L228 182V185H227V188L229 189L230 185ZM238 184H236V186H238ZM247 184H245L246 186H248ZM255 186H251V187H257L259 188V184ZM78 185V187H81V185L79 186V183L76 184ZM87 185V184H86ZM92 185V183L90 184V186ZM103 185V184H102ZM101 185V186H102ZM105 185V184H104ZM109 185V184H108ZM179 185V186H180ZM235 185V184H234ZM244 185V183L242 184ZM244 185V189L246 188ZM61 186V185H60ZM64 186V185H63ZM61 186V187H63ZM67 186V185H65ZM96 186V184H95ZM107 186V185H106ZM112 186V185H111ZM154 186V185H153ZM170 187H172L171 185H169ZM178 186V187H179ZM199 186V185H198ZM214 186V185H213ZM229 186V187H228ZM232 186V185H231ZM241 186V185H239ZM68 187H71L70 185ZM86 187H89V186H86ZM97 187V186H96ZM142 188L144 186H141ZM149 187V186H148ZM162 187V186H161ZM168 187V186H167ZM166 187V188H167ZM176 187V186H174ZM172 187V188H174ZM181 187V186H180ZM179 187V188H180ZM181 187V188H182ZM192 187V185H191ZM190 186L186 187V189L188 190V188H191ZM215 187V186H214ZM213 187V188H214ZM250 187V188H251ZM260 187V188H261ZM75 188V187H74ZM83 188V187H81ZM90 188V187H89ZM98 188V187H97ZM146 188V187H145ZM164 188V190L166 189ZM177 188V187H176ZM175 188V189H176ZM197 188V187H196ZM200 188V187H199ZM210 188V187H209ZM216 188L214 190V193L213 194H218L220 195V197L218 195H214L215 197L217 196L218 198H221L219 200L223 201L222 200V197L224 196V193L223 195L218 193L219 191H217L216 193ZM227 188H222V191L223 189H227ZM233 189L232 190H235V186L232 187ZM240 188V187H239ZM238 188V189H239ZM249 188V187H248ZM59 189V188H57ZM79 189V188H78ZM151 188L149 187L148 190H150ZM156 188L152 189L153 191L155 190ZM161 191H147L148 193L150 192H153V194L151 196L148 197V200L144 203L140 202L142 201V199H140L138 201V204L142 205L140 206V208L135 204V200L139 198V196H134L133 197H129L131 196V193L130 195H127V200L128 202L125 203L124 200L125 199H122V197L124 198V196H121L120 198V195L118 194L119 196V199L120 200H123L124 203L123 204H119L118 200L117 202L115 200V203L114 204H109V206H111V208L109 206L110 209H107V210H104V207L103 209L100 207V208H97L99 207L100 204H103L102 201H100L101 199H99L100 201V204L98 205H95L97 202L94 204L96 206L97 209H93L91 208V206H93V203L92 204H89L91 206H87L86 204L85 205H82V204H79L81 202H79L78 204L76 203V207L75 204L73 202L70 201L69 198H71L69 196V200L66 199V198H62L63 200L62 201H58V202H48V201H45L43 200L44 203H40L39 201V205L37 206L36 205V208H34L33 211H36L37 214L39 213L40 216H43L41 214H46L49 216H54V217H57L59 218V220L61 221L60 224L63 222L64 224H68L69 222V225H70V221H71V224H72V220L74 222V220H76V223L80 222L82 223V225L84 223H95L96 221L98 222L95 226L92 224H86L88 226H92L90 227V229L88 230L90 232V235H89V238H90V241L89 243L88 242H85L83 241V244L86 243L83 247V251H84V254L80 255V260H77L76 261V264H162L163 262H165L166 260H168V258H170L171 256L174 257V254L178 253V252H189L188 250H190L192 253L193 250H197V249H202L203 251V248H206V247H213V246H216V245H221L220 243L221 242H225V241H228V240H234V239H240L242 243H245L246 245H250L249 243L251 244H254V245H259L260 247H264V215L262 216L261 213L264 211V203L263 202H260V201H263V200H260L257 204V206H254V205H250L249 204V199L247 198L248 201H244V202H240L239 200H241L240 197H238V195L235 196V194L233 192L232 195L235 196L233 197L230 193H229V196H232L231 199L229 200V196L228 198L224 196L223 199L227 198L229 200V202H226V203H219L221 201H219L218 199V203H216L215 206H212V207H202V208H195L193 209L192 208V204H187L186 202H184V197H181L183 198V200L179 199L177 200L176 198H172V199H169L167 198L168 195H164L165 194H168L167 191L171 192L169 188V190L167 189V191H164L162 192V188H160ZM185 189V188H183ZM193 189V187H192ZM243 191H246L248 195V193L251 192V190L254 191V189H248V190H244ZM256 189V188H255ZM52 190V189H51ZM60 190V189H59ZM71 190V189H69ZM107 190V189H106ZM136 190V189H135ZM141 190V189H140ZM147 190V189H146ZM158 190V189H157ZM178 190V189H176ZM175 190V191H176ZM181 190V189H180ZM204 190V189H203ZM210 190L212 191V189L210 188ZM209 190V191H210ZM237 190V189H236ZM257 190V191H256ZM255 192L257 193L258 192V189H256ZM261 190V189H260ZM259 190V194H255L254 192L253 193H250L248 197H251L250 195H255L257 197H253V198H258V197H262L264 196L262 194V190L260 191ZM47 191V190H46ZM68 191V190H67ZM74 191V190H73ZM78 191V190H76ZM82 191V190H80ZM197 191V190H196ZM208 191V189H207ZM207 191L204 190V193H206ZM210 191V192H211ZM221 191V192H222ZM231 191V190H230ZM240 191L241 188H240ZM238 190V192H240ZM242 191V193H243ZM45 192V191H44ZM56 192V190H55ZM54 192V193H55ZM84 192V191H83ZM114 192V191H113ZM138 192V191H137ZM140 192V191H139ZM144 192V191H143ZM141 192V193H143ZM167 192V193H166ZM213 192V191H212ZM211 192V194H212ZM237 192V191H236ZM47 193V192H46ZM53 193V192H52ZM53 193V194H54ZM66 193V192H64ZM77 193V192H76ZM79 193V192H78ZM82 193V192H80ZM79 193V194H80ZM87 193V192H86ZM85 193V194H86ZM110 193V192H109ZM146 194V192H144ZM147 193V194H148ZM149 193V194H150ZM171 193H174V192H171ZM170 193V194H171ZM202 193V192H201ZM209 193V192H208ZM208 193H206L208 195ZM245 193V192H244ZM261 193V195H260ZM264 193V191H263ZM37 194V193H36ZM48 194V193H47ZM62 194V193H61ZM68 194V193H66ZM94 194V193H93ZM178 195V193H176ZM189 194V193H188ZM199 194V193H198ZM210 194V193H209ZM237 194V193H236ZM41 195V194H40ZM75 195V194H74ZM83 195V194H82ZM89 195V194H87ZM96 195V194H95ZM173 195V194H172ZM175 195V194H174ZM176 195V196H177ZM194 195V193H193ZM205 195V194H204ZM222 195V197H221ZM226 195V194H225ZM242 195V194H241ZM239 195V196H241ZM260 195V196H259ZM36 196V195H35ZM38 196V195H37ZM66 196V195H65ZM80 196V195H79ZM93 196L90 194V197ZM113 197V195L111 194L107 200L106 196V202H108L110 199V197ZM115 196H117L115 194ZM206 196V195H205ZM211 196V195H210ZM52 197V195H51ZM63 197V196H62ZM82 197L84 196H81V198L79 199H83ZM86 197V196H85ZM84 197V198H85ZM88 197V198H90ZM94 197V198H93ZM91 197L90 199L92 201L95 200V197L96 196H93ZM100 197V196H97V198ZM138 197V198H137ZM143 197V196H142ZM180 197V196H179ZM191 197V196H190ZM195 197V195L193 196ZM208 197V196H207ZM206 197V198H207ZM212 197V196H211ZM238 197V198H236ZM245 197V196H243ZM260 197V199H261ZM45 198V197H44ZM56 197H54L55 199ZM58 198V197H57ZM94 200H93V199ZM101 198V197H100ZM115 198V197H113ZM141 198V196H140ZM201 198V197H200ZM199 198V200H200ZM213 198V197H212ZM236 198V199H235ZM246 198V197H245ZM47 199H49L47 197ZM52 199V200H54ZM76 199V198H75ZM74 199V200H75ZM78 199V200H79ZM86 199V198H85ZM88 199V201L90 200ZM104 199V198H103ZM102 199V200H103ZM116 200L118 199V197L115 198ZM147 199V198H146ZM191 199V198H189ZM188 198H186V200H189ZM195 199H197L195 197ZM239 199V200H238ZM244 199V198H242ZM264 199V198H262ZM105 200V199H104ZM213 201L215 199H212ZM254 200V199H253ZM251 200V201H253ZM259 200V198H258ZM50 201V200H49ZM56 201V200H55ZM84 201V199H83ZM87 201V200H86ZM122 201V202H123ZM202 201V199H201ZM216 201V200H215ZM214 201V202H215ZM238 201V203L236 202ZM242 201V200H241ZM250 201V202H251ZM204 202V201H203ZM203 202H200L203 203ZM213 202V203H214ZM235 202V204H234ZM38 203V201H37ZM105 203V202H104ZM119 205H118V204ZM194 203V202H193ZM199 204V202H197ZM205 203V202H204ZM203 203V204H204ZM212 203V204H213ZM88 204V203H87ZM106 204V205H108ZM196 204V203H195ZM197 204L198 207H200L199 205ZM206 204V203H205ZM205 204L203 206H205ZM209 204V202H208ZM33 205V204H32ZM35 205V204H34ZM33 205V206H34ZM211 205V204H210ZM100 206H103V205H100ZM196 206V207H197ZM31 207V206H30ZM73 207V208H71ZM33 208V207H32ZM69 208V209H68ZM106 208V207H105ZM10 210H12L13 208H10ZM8 209V210H9ZM22 209V208H21ZM14 212L15 210H17V208L13 209ZM20 210V209H19ZM24 210V209H23ZM26 210V209H25ZM73 210L75 212H73ZM27 211V210H26ZM29 211V209H28ZM32 211V210H31ZM30 211V212H31ZM22 212V210H21ZM21 212H18L16 213L17 214V219L18 218H23V217H26L25 214H22ZM25 212V211H23ZM191 212V213H189ZM12 213V212H11ZM32 213V212H31ZM3 214V213H2ZM15 214V213H14ZM29 214V212L27 213ZM36 214V213H35ZM7 216V215H6ZM16 216V215H15ZM33 217V215H30ZM29 216V218H30ZM35 216V215H34ZM4 217V215H3ZM11 216H7L6 220H8V218H10ZM14 217V216H13ZM12 217V218H13ZM39 217V216H37ZM46 216H44L45 218ZM10 218V219H12ZM28 218V217H26ZM35 218V217H34ZM51 218V217H50ZM0 219H5V218H0ZM15 218H13L12 221H6V222H13ZM53 217H52V221H53ZM20 220V219H19ZM17 220V221H19ZM31 220V218H30ZM45 220V219H44ZM2 221V220H1ZM0 221V222H1ZM4 221V222H5ZM24 221V220H22ZM29 221V219H28ZM27 221V222H28ZM42 221V220H41ZM48 222L49 219L47 220ZM52 221L50 222V224L52 223ZM55 221V220H54ZM5 222V223H6ZM21 222V220H20ZM26 222V221H25ZM24 222V224H26ZM57 222V221H55ZM9 223V224H10ZM19 223V222H18ZM42 223V222H41ZM54 223V222H53ZM62 223V224H63ZM79 223V224H80ZM1 224V223H0ZM3 224V223H2ZM8 224V225H9ZM14 224V223H13ZM16 224V223H15ZM22 224V223H21ZM20 224V226H21ZM34 224V223H33ZM46 224V223H45ZM55 224V223H54ZM51 227H53V225ZM59 224V225H60ZM19 225V224H18ZM37 225V224H36ZM42 224H39V226H41ZM43 225H44V222H43ZM42 225V226H43ZM57 225V224H56ZM78 225V224H77ZM5 226V224H4ZM10 226V225H9ZM50 226V225H49ZM27 227V226H26ZM32 227V225H31ZM30 227V228H31ZM38 225L36 226V229H37ZM44 227V226H43ZM48 228V225L44 228ZM56 227V226H55ZM58 227V226H57ZM70 227V226H69ZM82 226H80L81 228ZM84 227L87 228V226L84 225ZM3 228V227H2ZM1 225H0V231H1ZM7 228V227H6ZM11 228V227H10ZM18 228V227H17ZM29 228V229H30ZM33 228V227H32ZM31 228V229H32ZM35 228V227H34ZM60 228V227H59ZM63 228V227H61ZM72 228V227H71ZM73 228H75L73 226ZM78 228V227H77ZM83 228V227H82ZM15 229V228H14ZM50 229V227H49ZM53 229V228H52ZM70 229V228H68ZM67 230V233H68V236H70L71 234V229L70 231ZM7 230V229H6ZM5 230V231H6ZM60 230V229H59ZM63 229H61V231L59 232H63L65 233L64 231L65 228H64V231H62ZM22 231H25L22 230ZM48 231V230H47ZM76 231V230H75ZM79 232V230H77ZM81 231V230H80ZM83 231V230H82ZM81 231V232H82ZM9 232V231H8ZM28 232V231H27ZM31 232V231H30ZM34 232V231H33ZM53 232V231H52ZM55 232V231H54ZM74 232V231H73ZM76 232V233H78ZM6 233V232H5ZM63 233H60V234H63ZM3 234V233H2ZM1 234V235H2ZM19 234V233H18ZM58 233H54V236L56 235V239L59 237ZM84 234V233H83ZM82 234V235H83ZM4 235V234H3ZM22 235H24L22 233ZM29 235V234H28ZM43 235V234H41ZM67 235V234H66ZM85 235V234H84ZM44 236V235H43ZM47 236V235H45ZM58 236V237H57ZM63 237V235H61ZM60 236V237H61ZM77 236V235H76ZM81 236V235H79ZM78 236V237H79ZM87 236V235H86ZM13 237V236H12ZM17 237V236H16ZM34 237V235H33ZM36 237V236H35ZM48 237V236H47ZM88 237V236H87ZM2 238V237H0ZM43 238V237H42ZM52 238L54 239V237H50V239H46V238H43L42 240H45L46 241L48 240H52ZM65 239V235L63 237ZM63 238L60 239L59 242H57V240H55L56 242L55 243H59L61 242V240H64ZM87 238V239H89ZM4 239V238H3ZM27 239V238H26ZM25 239V240H26ZM68 239V238H67ZM65 239V240H67ZM87 239H84V240H87ZM38 240V239H37ZM40 237H39V241H40ZM14 241V240H13ZM22 241V240H19V242ZM24 241V240H23ZM47 241V242H48ZM2 242V241H1ZM6 242V241H5ZM32 242V241H31ZM31 242H28V243H31ZM45 242V241H44ZM46 242V243H47ZM52 242V241H51ZM82 242V240H81ZM233 242H230L229 245L231 246H234L233 245ZM240 242V243H241ZM25 243V242H24ZM36 242H34L35 244ZM38 243V242H37ZM39 246V244H37ZM49 243V242H48ZM47 243V244H48ZM62 243V242H61ZM68 243V242H67ZM237 241L235 242V245H236ZM4 244V242L2 243ZM1 244V245H2ZM14 244V243H13ZM27 244V243H26ZM24 244V245H26ZM33 244V242L30 244L32 247H35ZM44 243L42 242L41 243V246L43 245ZM52 244H54V242H52ZM57 244H54V247L55 245ZM79 244V243H78ZM76 244V245H78ZM226 244H228L226 242ZM226 244L224 243V246H226ZM239 244V243H238ZM17 245V244H15ZM23 245L20 244L18 246H21ZM23 245V246H24ZM29 245V244H28ZM46 245V244H45ZM50 245V244H48ZM47 245V246H48ZM73 245V244H72ZM241 245V244H240ZM46 246V247H47ZM52 246V245H51ZM223 246V245H222ZM248 246H245L248 248ZM7 247V246H6ZM5 247V248H6ZM14 247V246H13ZM17 247V246H16ZM25 247V246H24ZM26 247H29V246H26ZM63 247L64 244H63ZM62 247V248H63ZM78 248V246H74V248ZM228 247V245H227ZM241 247V246H240ZM239 247V248H240ZM254 247V246H253ZM15 248V247H14ZM12 248V249H14ZM31 248V247H30ZM41 247H39L40 249ZM51 248V247H50ZM73 248V246H72ZM217 248V247H215ZM219 248V247H218ZM230 248V247H229ZM234 247H232V250H233ZM244 248V247H243ZM256 248V247H255ZM1 249V247H0ZM17 249V248H16ZM15 249V250H16ZM29 249V248H28ZM33 249V248H32ZM28 251H25V248H24V251H18V252H12V260L13 259H18L20 257H27L28 259H31L29 258V256H33L35 252H31V250ZM56 249V248H55ZM68 249V248H67ZM81 249V248H80ZM242 249V247H241ZM246 249V248H245ZM244 249V250H245ZM253 249V248H251ZM250 249L249 253L252 252ZM260 249V248H259ZM42 250V248H41ZM58 250V249H57ZM207 250V249H206ZM213 249H210V252L212 251ZM231 250V249H230ZM229 250V251H230ZM248 250V249H246ZM245 250V251H246ZM1 251V250H0ZM13 251V250H11ZM38 250H36L37 252ZM50 251V250H49ZM62 251V250H61ZM81 251V250H80ZM221 251V250H220ZM243 251V252H245ZM264 251V250H263ZM40 252V251H39ZM38 252V253H39ZM51 252V251H50ZM68 251L65 252V254H67ZM185 252V253H187ZM201 251H199L200 253ZM208 252V251H207ZM216 252V250H213L211 253H214ZM242 252V253H243ZM3 253V252H2ZM5 253V252H4ZM10 253V251L8 252ZM37 253V255H38ZM53 253V252H52ZM198 250L196 251V256L198 255ZM203 254L205 253L204 251L202 252ZM217 253V252H216ZM225 253V252H224ZM235 253V252H234ZM246 253V252H245ZM55 254V253H54ZM58 253H56L57 255ZM61 254V253H60ZM64 254V252L62 253ZM70 254V252H69ZM188 254V253H187ZM194 253L192 254H188L190 255V257L193 255ZM206 254V253H205ZM208 254V253H207ZM215 254V253H214ZM252 254V253H250ZM8 257L9 254H6ZM49 255V254H48ZM55 255V256H56ZM59 255V254H58ZM183 255V254H182ZM186 255V254H185ZM183 255V256H185ZM199 255H202L201 253ZM198 255V256H199ZM230 255V254H229ZM1 256V255H0ZM4 256V255H3ZM10 256V255H9ZM36 256V255H35ZM34 256V257H35ZM60 256V255H59ZM194 256V255H193ZM192 256V257H193ZM203 256V255H202ZM205 256V255H204ZM217 256V255H216ZM219 256V255H218ZM252 256V255H251ZM47 257V256H46ZM51 257V256H50ZM78 257V256H76ZM75 257V258H76ZM213 257V256H212ZM250 257V256H249ZM1 258V257H0ZM41 258V257H40ZM57 258V256H56ZM180 258V257H179ZM211 258V257H210ZM9 259V258H8ZM37 259V258H36ZM35 259V260H36ZM52 259V258H51ZM50 259V260H51ZM61 258H59V261H60ZM68 259L70 260V258L68 257ZM187 259V258H186ZM189 259V258H188ZM194 259V258H193ZM39 260V259H38ZM41 260V259H40ZM53 260V259H52ZM56 259L53 260V262L55 261ZM183 260H185L183 258ZM201 260V259H200ZM251 260V259H250ZM10 261V260H8ZM58 259L56 261L59 262ZM65 261V260H64ZM72 261V260H71ZM187 261V260H186ZM212 261V260H211ZM14 262V261H13ZM19 262V261H18ZM17 262V263H18ZM22 262V260L20 261ZM48 262H51V261H48ZM52 262V263H53ZM199 262V260L197 261ZM202 262V261H201ZM11 263V261H10ZM16 263V264H17ZM23 263V262H22ZM39 263V262H38ZM41 263V261H40ZM70 263V262H68ZM8 264V263H7ZM20 264V263H19ZM27 264V263H26ZM33 264V263H32ZM37 264V263H36ZM43 264H47V262H44ZM67 264V263H65ZM196 264V263H195ZM214 264V263H213Z\"/></svg>",
	"mask_w": 264,
	"mask_h": 264
}]
</instances>
